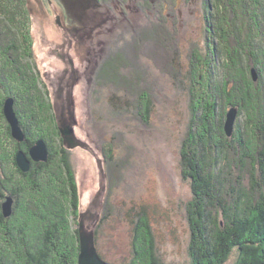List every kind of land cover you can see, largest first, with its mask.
I'll return each mask as SVG.
<instances>
[{"label":"rangeland","instance_id":"obj_1","mask_svg":"<svg viewBox=\"0 0 264 264\" xmlns=\"http://www.w3.org/2000/svg\"><path fill=\"white\" fill-rule=\"evenodd\" d=\"M15 3L9 9L0 2V24L16 22L18 36L16 51L0 48V65L13 56L20 81L15 87L0 72V264H73L80 221L108 261L152 264L154 257L161 264H193L190 249L201 240L190 219L207 204L195 203L183 153L203 152L199 164L219 174V200L207 207L204 221L212 235L214 223L223 226L236 210L234 188L252 185L253 156L264 154L262 134L238 107L264 113V87L257 86L264 84V66L259 57V67L253 62L261 27L248 10L263 20L264 0H224L219 21L205 0ZM14 8L20 19L9 17ZM23 34L31 56L17 48ZM8 100L24 136L28 171L16 161L18 140L4 113ZM60 125L73 130L70 143ZM39 141L46 161L30 153ZM69 174L77 186L75 211ZM9 192L19 197L6 217ZM237 256L234 251L226 264H238Z\"/></svg>","mask_w":264,"mask_h":264},{"label":"trees","instance_id":"obj_2","mask_svg":"<svg viewBox=\"0 0 264 264\" xmlns=\"http://www.w3.org/2000/svg\"><path fill=\"white\" fill-rule=\"evenodd\" d=\"M0 2H2V4H4V5L7 4L6 7L9 9L13 4H15V8L18 7V5L15 3V0H8V1L7 0H0ZM205 4L208 5V7H210V8H216L218 10L217 20L219 21V19L222 18V9H223L222 7L224 4V0H205ZM248 4L251 5L250 3H248ZM251 7L252 6L248 7L249 8L248 10L250 13V19H251V21L252 20L255 21V23L257 24L256 27H258V28L261 27L259 29V35L261 34L260 36L262 37L261 38L262 40H259L257 42L258 46H256L257 48H256L255 53H254L255 56H254L253 62H254V64H256L259 67V62H257L258 57H259V59H261L260 68H262L264 66V54L262 53V50H264V46H263V44H264V24H263L264 23V17H263V20H262V18H259L258 16L261 17L260 13L259 12L254 13L253 12L254 8L251 11ZM15 8L13 9L14 12L13 11L10 12L9 17H11V15H12V18H15V20H16V18L20 19L21 15L19 14V12ZM0 11H2V10H0ZM8 12H9V10H8ZM252 14H255L257 16L252 17ZM7 18L8 17H6V20H7ZM8 19H10V22H11V18H8ZM250 19H249V21H250ZM4 21H2V24H0V48L5 47L7 52L12 51L13 49H14V51H16L15 46H12L15 43L14 42L12 44V39H14V36L15 37L17 36V24L15 22L14 25L12 24L11 26H8V24H6L7 21H5V22ZM251 25L252 24H250L248 22L247 26H251ZM4 28H6V29H4ZM10 31H13L14 35H12L13 33H11ZM5 33H7V34H5ZM19 37H20L19 38L20 40L17 39V42H18L17 48H20L21 46L25 47V43L27 42V41L24 42V39L26 38L25 34H23L22 36L19 35ZM5 39H7V40H5ZM26 40H28V38H26ZM251 41L252 40L250 38L247 41V45H248L249 49L253 48ZM237 45H239L237 57L240 56L239 59H240V61H242L243 55H240L241 54L240 52L243 51V45H242V43H239V42ZM26 47H28V45H26ZM26 47H25L26 56H31L30 53L28 51H26V50H28ZM249 53L252 56L251 51H249ZM0 54H1V51H0ZM9 56L7 55V57H5V59H4V61L6 62L5 65H7V67L6 66L4 67V64L0 65V72L2 73V75L6 79L7 78L9 79L8 82H10L11 84L13 83L15 85L16 80H18V79H16L17 78L15 75L16 73L11 72V71H13V68H15V62H14L15 60L13 59V56H11V57H9ZM232 56L236 58L235 53L232 54ZM255 57H257V59H255ZM9 65H11L10 68H9ZM4 68H6V69H4ZM10 78H12V80ZM19 82L20 81H17L16 84L20 87ZM260 82H261L260 83L261 85H259V83H258L257 86L264 87L263 82L262 81H260ZM217 91L219 92V90H217ZM19 95L22 96L23 92L19 93ZM23 100L27 101L26 99H23ZM251 103H253V102H251ZM239 105H240V107H239ZM239 105H238V107L240 109L242 108L241 111L247 115L246 123L249 125V123L251 122L252 123L251 125H253V129H251V130H255L256 135L262 134L261 136H262L263 147H264V130H263V128H264V113L262 114V112L260 110L261 113L260 114L257 113L255 115L248 108L249 109V115H248V109L246 110L247 104L239 103ZM231 107H236V106L234 104H232ZM245 110H246V112H245ZM207 118H210V117L208 116ZM248 127H250V126H248ZM28 135H29V133H28ZM241 135H242V133H241ZM257 137L259 138V136H257ZM241 138H242V136H241ZM32 145H33V143H31V146ZM232 145L233 144L231 142V146ZM15 147H16L15 148L16 151L18 150L17 154H18L19 150L25 152L23 144L16 143ZM29 148H30V146H29ZM230 148H233V147H229L227 149H230ZM193 150H194L193 152H192V149H190V151L183 153L184 154L183 155V162L185 163L184 165L187 168V171L190 173L189 176L191 177V180L193 182L192 183L193 184L192 189H193L194 195H195L194 196L195 203L201 206V203L206 201V204L208 205V206L204 205V207H201V209L199 207H197L198 208L197 212L194 213L195 219H193V218L190 219L192 225L195 227L194 228L195 236L201 240L200 241L201 244H199L198 247L196 245V246H194V248L190 249V255L194 259L193 264H226L230 258V255L234 251L236 254H238V256H237V258L239 259L238 264H264V154L256 153L255 156H253V169H252L251 174L248 175V177L251 178L252 185H250L249 187L244 186V188H242L241 184L239 183V185L236 186V188H234V193H235V196L237 198V202H235L236 206H234V208H236V210L230 215L229 221L227 219H225L227 221L224 223L223 226L220 225V221L214 223V225H215L214 229L211 228V232L213 233V235H212L210 233V231L208 233L207 232L208 229H206L204 227V221L207 217V215H206L207 210H208L207 207H209V208L210 207L211 208L216 207L217 204L215 201L219 200L218 199L219 191L217 189V185L214 184V180H216L219 177L218 176L219 174L216 172V174L214 175L213 173L207 172L206 167L199 164L200 160L202 161L203 152L201 154H199V152L195 148ZM204 150L205 149H203V151ZM61 154H62V163L65 164V168L68 171L71 170V165L68 162L67 156H65L64 151ZM244 155H247V153H245ZM244 155H242V158L244 157ZM69 176L71 178V181H70L71 187L70 188L72 191V198H73L71 206L75 211L76 206H77L76 200H77V196H78L77 195V186L75 185V183L72 179V175L69 174ZM239 180L240 179H238V181ZM10 193L12 194V196H9V197L14 198L16 201L17 196L14 195L15 193L9 192L7 195H11ZM0 198L4 199V196L2 194H0ZM209 201L211 203L208 204ZM199 202H200V204H199ZM213 202H215V204ZM222 210H225V209L222 208ZM73 215H74V212H73ZM75 235H76L77 244L75 246V250H73V255H74L73 259H72L73 264H77V259H78L79 250H80V244H79V240H78V230L77 229L75 231ZM202 236H203V238H201ZM140 249H142V248H140V246H139V250ZM99 255L102 259L106 260L101 255L100 252H99ZM135 255H137L136 252H135ZM106 261L109 262L110 264H118V263L111 262L108 260H106ZM119 264H127V263H119ZM152 264H161V263L159 261H156V259L153 257Z\"/></svg>","mask_w":264,"mask_h":264},{"label":"water","instance_id":"obj_3","mask_svg":"<svg viewBox=\"0 0 264 264\" xmlns=\"http://www.w3.org/2000/svg\"><path fill=\"white\" fill-rule=\"evenodd\" d=\"M254 80H256V75L254 76ZM12 101L8 100L5 104V116L11 126L12 135L18 141H24V136L21 132L20 123L18 122L13 108ZM236 118V110L233 109L228 114V121L226 124V131L228 135H231L233 122ZM63 126V127H62ZM60 131L62 137L64 138L65 143H70L72 140L73 130L65 125H60ZM72 145V143H71ZM69 146V145H68ZM32 157L36 161H46L48 158L47 147L44 142L39 141L30 151ZM17 164L21 168L22 171H28L30 162L28 161L26 155L23 152H19L17 154ZM11 206L12 200L9 198L7 202L3 206V214L4 216H9L11 214ZM79 237H80V250L78 257V264H110L102 259L97 251L94 241V233L88 232L84 229L82 225V221H80L79 228Z\"/></svg>","mask_w":264,"mask_h":264},{"label":"bare ground","instance_id":"obj_4","mask_svg":"<svg viewBox=\"0 0 264 264\" xmlns=\"http://www.w3.org/2000/svg\"><path fill=\"white\" fill-rule=\"evenodd\" d=\"M8 1V0H7ZM42 1H44V0H42ZM165 2V1H164ZM260 3V2H259ZM41 4H43V3H41ZM163 4V3H162ZM42 6V5H41ZM259 6V5H258ZM17 8V7H16ZM231 9V8H230ZM251 9H252V7H251ZM1 10V9H0ZM17 10V9H16ZM257 13H258V11H257ZM250 22V21H249ZM98 25V24H97ZM122 28V27H121ZM4 29H6V28H4ZM67 30V29H66ZM9 31V30H8ZM249 31V30H248ZM150 32V31H149ZM250 32H252V30H250ZM48 33V32H47ZM5 34H7V33H5ZM10 34V33H9ZM13 35V34H12ZM248 35V34H247ZM48 36V35H47ZM5 40H7V39H5ZM244 41V40H243ZM233 42V41H232ZM8 44V43H7ZM205 44V43H204ZM11 47V46H10ZM25 48V47H24ZM9 49V48H8ZM35 50V49H34ZM128 54V53H127ZM130 54V53H129ZM26 56V55H25ZM118 56V55H117ZM131 57H132V55H131ZM103 59V58H102ZM132 59V58H131ZM8 60V59H7ZM121 60V59H120ZM136 60V59H135ZM9 61V60H8ZM117 62V61H116ZM11 63V62H10ZM9 64V63H8ZM130 65V64H129ZM10 66L11 65H9V68H10ZM261 66V65H260ZM6 67H7V65H6ZM26 68V67H25ZM4 69H6V68H4ZM12 69V68H11ZM260 70V69H259ZM4 71V70H3ZM2 71V72H3ZM173 71V70H172ZM5 72V71H4ZM10 72V71H9ZM11 72H13V71H11ZM262 72V71H261ZM5 74V73H4ZM6 75V74H5ZM8 77V76H7ZM11 77V76H10ZM14 78V77H13ZM11 80H12V78H10ZM17 79V78H16ZM200 79V78H199ZM7 80H9L8 78H7ZM14 81V80H13ZM34 82V81H33ZM145 82V81H144ZM155 82V81H154ZM15 83V82H14ZM34 85V84H33ZM16 86V85H15ZM93 87V86H92ZM243 87V86H242ZM91 88V87H90ZM220 92V91H219ZM21 93V92H20ZM139 97V96H138ZM22 99V98H21ZM202 100V99H201ZM197 102V101H196ZM210 106V105H209ZM237 107V106H236ZM239 107H240V105H239ZM244 108V107H243ZM242 109V108H241ZM210 111V110H209ZM202 115V114H201ZM220 115V114H219ZM191 119V118H190ZM256 122V121H255ZM251 123V122H250ZM188 124V123H187ZM191 126V125H190ZM243 127V126H242ZM248 129V128H247ZM127 132V131H126ZM188 133V132H187ZM28 134V133H27ZM27 139V138H26ZM247 140V139H246ZM17 141V140H16ZM17 143L18 144H22V142H20V141H17ZM16 145V144H15ZM248 147V146H247ZM19 148V147H18ZM22 148V147H21ZM20 151V150H19ZM20 152H22V151H20ZM122 157V156H121ZM131 158V157H130ZM120 165V164H119ZM37 168V167H36ZM8 171V170H7ZM25 173V172H24ZM127 175V174H126ZM239 184V183H238ZM11 194V193H10ZM20 195V194H19ZM10 196H12V194L10 195ZM16 196V195H15ZM14 196V197H15ZM18 196V195H17ZM9 197V196H8ZM19 197V196H18ZM10 199L12 200V197H10ZM20 200V199H19ZM13 201H15V199L13 198V200H12V204H13ZM16 202H17V200H16ZM15 207H16V205H15ZM13 208V207H12ZM34 208V207H33ZM31 214V213H30ZM21 216V215H20ZM258 216V215H257ZM11 218V217H10ZM117 223V222H116ZM33 224V223H32ZM8 226V225H7ZM34 231V230H33ZM79 231V230H78ZM4 233V232H3ZM12 234V233H11ZM28 234V233H27ZM34 234V233H33ZM10 235V234H9ZM50 235V234H49ZM48 235V236H49ZM15 236V235H14ZM4 237V236H3ZM2 237V238H3ZM9 237V236H8ZM12 237V236H11ZM13 240V239H12ZM0 246H2V245H0ZM15 246V245H14ZM18 246V245H17ZM12 247V246H11ZM14 248V247H13ZM4 249V248H3ZM140 251V250H139ZM7 253V252H6ZM137 253V252H136ZM2 256V255H1ZM6 256V255H5ZM17 264V263H16Z\"/></svg>","mask_w":264,"mask_h":264},{"label":"flooded vegetation","instance_id":"obj_5","mask_svg":"<svg viewBox=\"0 0 264 264\" xmlns=\"http://www.w3.org/2000/svg\"><path fill=\"white\" fill-rule=\"evenodd\" d=\"M62 2H63V0H62ZM62 6H63V8H64V5H62ZM67 6H68V4H67V5L65 4V7H66V8H67ZM70 6H71V5H70ZM70 6H68V7H70ZM66 11H67V10H66ZM74 11H76V10H74ZM77 11H80V9L77 10ZM67 12H68V11H67ZM78 30H79V29H78ZM78 30H77V31H78ZM80 30H81V29H80ZM64 61H65V59H64ZM71 65H72V61H71ZM59 99H60V97H59Z\"/></svg>","mask_w":264,"mask_h":264}]
</instances>
